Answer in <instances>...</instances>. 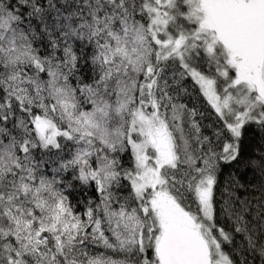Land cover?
<instances>
[{
    "label": "snow or ice",
    "instance_id": "1",
    "mask_svg": "<svg viewBox=\"0 0 264 264\" xmlns=\"http://www.w3.org/2000/svg\"><path fill=\"white\" fill-rule=\"evenodd\" d=\"M234 164L252 179L225 178L228 231ZM248 256L264 264V0H0V264Z\"/></svg>",
    "mask_w": 264,
    "mask_h": 264
},
{
    "label": "trees",
    "instance_id": "2",
    "mask_svg": "<svg viewBox=\"0 0 264 264\" xmlns=\"http://www.w3.org/2000/svg\"><path fill=\"white\" fill-rule=\"evenodd\" d=\"M182 102L188 104L189 107L195 106L201 111H205L206 113H210L211 110L206 106V102L200 98L196 99L195 97L193 98H182ZM197 119H200L197 117ZM212 115H206V117L201 121L203 125H208L212 123ZM204 134L210 135L211 134V129L208 127H204L203 129ZM244 143H245V153L244 155H250L253 151L258 146V141L257 138H254L252 130H249L246 132L245 137H244ZM233 169H237V175L240 177L241 181L244 183H247L249 180L252 179L251 172H241L239 171V164H234L231 168L226 167L224 169V173L220 176V185L216 189V223L217 225L223 226L226 230L231 231L232 228L234 227L233 223L231 220L227 218L225 215H221L220 212V205L222 204V196H221V191L224 187V181L225 178L227 177L228 173L233 171ZM250 219V217H249ZM241 240V237L239 235L236 236V241L239 242ZM226 250H230V246L226 245ZM249 260V264H260V260L258 257L254 258L252 256L247 257Z\"/></svg>",
    "mask_w": 264,
    "mask_h": 264
}]
</instances>
